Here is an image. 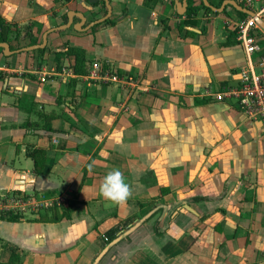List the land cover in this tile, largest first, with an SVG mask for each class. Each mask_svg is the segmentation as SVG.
<instances>
[{
  "label": "crops",
  "instance_id": "obj_1",
  "mask_svg": "<svg viewBox=\"0 0 264 264\" xmlns=\"http://www.w3.org/2000/svg\"><path fill=\"white\" fill-rule=\"evenodd\" d=\"M110 1L119 9L107 21L80 32L75 17L49 34L42 57L0 51V187L23 179L18 191L45 198L47 209L77 202L60 222L0 220V260L16 253L17 264H264V125L208 94L236 85L246 65L238 37L226 45L243 12L202 9L181 30L185 14L172 0ZM225 1L209 0L217 8ZM72 11L87 26L107 6L0 0V16L18 23L25 46L28 31L42 43ZM64 45L86 51L89 72L103 62L128 80L64 75L74 61ZM138 74L140 83L128 77ZM35 149L44 155L28 156Z\"/></svg>",
  "mask_w": 264,
  "mask_h": 264
},
{
  "label": "built area",
  "instance_id": "obj_2",
  "mask_svg": "<svg viewBox=\"0 0 264 264\" xmlns=\"http://www.w3.org/2000/svg\"><path fill=\"white\" fill-rule=\"evenodd\" d=\"M262 1L264 0H240L245 8L255 13V16H248L236 24L238 40L247 55L246 65L240 70L237 84L208 94L220 102L226 99L233 100L248 118L260 121L264 125V29L258 22V19L264 22ZM259 4L262 5L258 7ZM61 73L75 76L68 68H63ZM88 76L103 82L119 83L128 80L127 77L113 72L111 67L103 69L100 62L92 64ZM40 79L46 81L45 74H41Z\"/></svg>",
  "mask_w": 264,
  "mask_h": 264
},
{
  "label": "trees",
  "instance_id": "obj_3",
  "mask_svg": "<svg viewBox=\"0 0 264 264\" xmlns=\"http://www.w3.org/2000/svg\"><path fill=\"white\" fill-rule=\"evenodd\" d=\"M66 2H71L72 0H65ZM173 5L175 6L174 1H172ZM212 3V2H211ZM188 11L186 12L185 16H184V22L183 25L180 27L181 30L185 29V26H189V25H196L197 21H196V16L198 14V12L202 9H207L209 10L210 8L206 7L204 5L203 0H188ZM214 4V3H212ZM219 6V5H218ZM224 13H228L227 9L224 11ZM241 15V19H245L248 16L246 14L240 13ZM228 26V25H227ZM28 37H30L31 41L29 46L35 45L37 44V40L33 37V34L31 31L27 32ZM20 34V29L18 26V23L13 21V22H9L7 20H5L4 18H2L0 16V43H8L12 50H19V49H23L25 47H22L20 45L15 46L16 42V38L15 35ZM238 29L237 26L234 24L232 30H230V35L228 36V40L226 45H232V44H238ZM64 47H67L68 50H65V56H67L68 58H73L74 61H72L69 65L70 70H72L76 75H89V66L87 64V62L89 61L87 56H86V51H84L83 49L80 48H76V47H70L68 45H64ZM47 49H39V50H35L29 53H32L34 55H38L40 57L44 56L47 52ZM0 51L2 52L3 49H0ZM62 66L61 62L58 60L56 62V69H60ZM101 66L104 68H106L108 65L106 63L101 62ZM116 72L119 75H123V73L121 72L120 69H116ZM5 76L4 72H0V78H3ZM124 76V75H123ZM129 78L134 79L136 82H142L143 81V75L142 74H138L137 76L134 75H130L128 76ZM227 82H223L220 84L221 88H225L228 87L230 85H227ZM209 101H205V102H200V101H196L197 105L206 103ZM44 153L41 150L35 149L33 151L28 152V156L36 159L39 156H43ZM37 167V166H36ZM39 167V166H38ZM16 193H20V191H16ZM172 193L170 188H162L161 190V195L165 196ZM199 199V198H197ZM196 199V200H197ZM77 205L76 201H71L68 200V202L64 203V204H56L54 205L52 208H48L47 209V213L46 214H42V218L41 219H37V220H27V221H39V222H49V223H54V222H60L64 219H67L70 214L75 210ZM50 213H53L52 215H50ZM136 218H138L137 216H133L127 220H125L123 222V224H129L131 222H133ZM0 220L2 221H7V222H23L26 221L25 219V215L23 213H18V212H14L13 210H2L0 211ZM159 230L157 229V232ZM109 236H112L109 238V242H112L115 239V231L111 232V234H109ZM20 261V256L16 253H13L9 259V261L7 262H2L0 260V264H17ZM251 264H257V263H251Z\"/></svg>",
  "mask_w": 264,
  "mask_h": 264
},
{
  "label": "water",
  "instance_id": "obj_4",
  "mask_svg": "<svg viewBox=\"0 0 264 264\" xmlns=\"http://www.w3.org/2000/svg\"><path fill=\"white\" fill-rule=\"evenodd\" d=\"M98 1V0H93V2ZM105 5L107 6V14L106 16H104L103 18H100L98 20H95L94 22H91L90 24H88L87 26V18L84 14L80 13V12H76V11H72L68 14V17L66 18V23L54 28H51L50 30L46 31L44 33L43 36V42L39 43V44H35L32 46H28L25 47L23 49H19V50H12L11 46L8 43H0V49H3L5 51L6 55H14V54H18L21 52H32L35 50H39V49H46L47 45H48V37L49 34L53 33V32H58V31H62L65 29H68L70 27L73 26L74 24V19L75 17L80 19V22L78 24L75 25V29L77 31H86V30H90L92 27L100 25L102 23H104L105 21H107L113 14V8H112V4L110 0H102ZM175 2L177 8H178V12L180 15H184L186 14V12L188 11V0H172ZM204 5L208 8H210L213 12L216 13H223L226 6L228 4L233 5L235 8H237L239 11L243 12L244 14L248 15V16H255V13L247 8H245L244 6H242L241 4H239L238 2L234 1V0H227L223 3V5L220 8H217L215 6H213L209 0H203ZM259 24L261 25V27L264 29V22L260 19H258ZM4 188H12L15 190H20V189H24V180H17L15 182L9 181L7 180V182L5 183ZM185 208L187 210H189L190 212L194 213V210L188 206L185 205ZM177 213V212H176ZM175 213V214H176ZM132 230V229H131ZM130 232V231H129ZM119 239L113 241V243L111 244V246L113 244H115Z\"/></svg>",
  "mask_w": 264,
  "mask_h": 264
},
{
  "label": "rangeland",
  "instance_id": "obj_5",
  "mask_svg": "<svg viewBox=\"0 0 264 264\" xmlns=\"http://www.w3.org/2000/svg\"><path fill=\"white\" fill-rule=\"evenodd\" d=\"M261 5L262 4H259L257 6L260 7ZM57 8H60V6L58 5ZM112 8L113 13H115L119 9L117 6L113 5ZM92 18L93 17H90V19ZM15 38V46H25L26 44H28V39H26L22 33L15 35ZM41 41L42 37H38V43H40ZM3 52L5 53L4 50ZM42 64L43 61L40 62V65ZM47 202L45 201V198H42L39 195L33 196L23 191L20 193H16V190L14 189L0 187V211L6 209L13 210L14 212L23 213L26 219L39 220L42 218V214L47 213ZM52 214L53 213H50V215Z\"/></svg>",
  "mask_w": 264,
  "mask_h": 264
}]
</instances>
